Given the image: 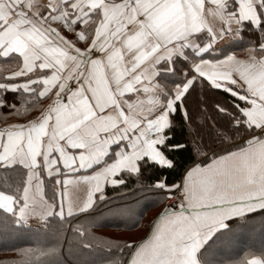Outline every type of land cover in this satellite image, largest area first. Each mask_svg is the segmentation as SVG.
<instances>
[{
    "label": "snow or ice",
    "instance_id": "6c2138e0",
    "mask_svg": "<svg viewBox=\"0 0 264 264\" xmlns=\"http://www.w3.org/2000/svg\"><path fill=\"white\" fill-rule=\"evenodd\" d=\"M0 62V108L22 118L0 127V233L47 235L76 218L68 227L83 238L82 223L100 226L106 186L176 168L186 147L176 131L199 87L226 94L215 103L219 150L193 141L198 161L150 185L174 202L145 237L96 249L81 240L104 257L79 264H103L113 249L121 259L107 264H264V247L222 254L264 232V0H0ZM66 239L20 251L73 264Z\"/></svg>",
    "mask_w": 264,
    "mask_h": 264
},
{
    "label": "trees",
    "instance_id": "16d2710c",
    "mask_svg": "<svg viewBox=\"0 0 264 264\" xmlns=\"http://www.w3.org/2000/svg\"><path fill=\"white\" fill-rule=\"evenodd\" d=\"M236 52L238 55H245L242 49H236ZM12 95L10 93L9 98ZM225 95L222 90H208L199 87L191 91L186 100L191 121L185 124L183 128L178 127L176 131V138L186 145L183 151L174 153L177 162L176 168L174 170L146 171L139 182L134 177L129 178L127 187L121 186L113 189L106 186L105 195L108 199L104 202H98L93 212L97 220L102 222L100 226L91 227L89 232V225L82 223V230L85 232L83 238L68 227L77 223L76 218H66L63 226L59 222H53L47 235H41L32 230L25 233H0V264H24L28 260H31L32 264H47L48 257L37 258L31 253H21L20 250L47 249L56 243V234L60 232H63L67 237L63 244L62 257L65 261H72L73 264H79V261L84 258L99 260L104 257V253L99 250L89 253L82 249L81 240L92 244L93 248L96 249L98 245H106L109 242L126 245L127 241L131 240L127 237L132 233L140 231L139 234L144 235L149 228L151 216L157 214L168 200L167 194L163 190L150 187L155 183L156 178L166 177L168 183L177 182L179 174L184 168L200 158L193 149V141L210 145L213 150L220 147L215 140L214 126L222 125L223 118L215 109V103L223 101ZM8 111L7 108H0V126H4L9 118L22 119L15 115H8ZM32 113L36 115L38 110H33ZM119 210L126 213L107 216L111 212ZM79 219L83 221V216ZM65 229L67 230L65 231ZM68 240L71 241V252L68 251ZM137 240L138 238L134 239L133 242ZM261 247H264V232L257 226L253 233L242 234L237 237L235 243L224 247L222 254L225 257L239 259L246 251L258 250ZM119 259H121L119 250L113 249V255L107 257L103 264H107L110 260Z\"/></svg>",
    "mask_w": 264,
    "mask_h": 264
},
{
    "label": "crops",
    "instance_id": "0c3cea01",
    "mask_svg": "<svg viewBox=\"0 0 264 264\" xmlns=\"http://www.w3.org/2000/svg\"><path fill=\"white\" fill-rule=\"evenodd\" d=\"M66 33V32H65ZM70 34V33H69ZM67 35V34H66ZM70 36V35H69ZM238 55V54H237ZM239 56H241V55H239ZM241 57H243V56H241ZM0 127H3V126H0ZM236 142H238V141H236ZM216 150H219V148L218 149H216ZM209 154H211V153H209ZM198 161V160H197ZM106 188V187H105ZM74 195L75 196H77V197H83L84 195H85V186H83V185H80V186H78L77 188H76V190H75V192H74ZM166 206V204L159 210V212L157 213V214H153L152 216H151V220H150V225L152 224V222H153V220L157 217V215L164 209V207ZM150 225H149V228L147 229V231L144 233V235L143 236H141L137 241H139V240H141L142 238H144L145 237V235L149 232V229H150ZM136 234V233H135ZM137 235V234H136ZM135 236V235H134ZM131 242H133V240L132 241H127V244L128 243H131Z\"/></svg>",
    "mask_w": 264,
    "mask_h": 264
},
{
    "label": "rangeland",
    "instance_id": "374dc122",
    "mask_svg": "<svg viewBox=\"0 0 264 264\" xmlns=\"http://www.w3.org/2000/svg\"><path fill=\"white\" fill-rule=\"evenodd\" d=\"M64 34H65V35L67 34V36H69V35L71 36V34H69V33H67V32L64 33ZM70 36H69V37H70ZM33 114L35 115V113H32L31 115L34 116ZM19 120H21V119H17V120H16V119H14V118H9L7 123H13V122H17V121H19ZM4 125H5V124H4ZM121 212H122V213H126L125 211L123 212L122 210H121V211L119 210V211H113V212H111V213H110L109 215H107V216H108V217L113 216V215L117 216V215H119V213H121ZM149 222H150V221H149ZM139 232H140V231H139ZM139 232H136L137 235H136L135 233L130 234V236L127 237L128 239H131V240H129V241H132V240H134V239H136V238L139 239L141 236H143V234L140 235ZM143 232H144V231H143ZM134 235H135V236H134ZM136 236H137V237H136Z\"/></svg>",
    "mask_w": 264,
    "mask_h": 264
},
{
    "label": "built area",
    "instance_id": "2783aa9c",
    "mask_svg": "<svg viewBox=\"0 0 264 264\" xmlns=\"http://www.w3.org/2000/svg\"><path fill=\"white\" fill-rule=\"evenodd\" d=\"M173 202H174L173 200L168 199L167 202H166V205H170V204H172Z\"/></svg>",
    "mask_w": 264,
    "mask_h": 264
}]
</instances>
